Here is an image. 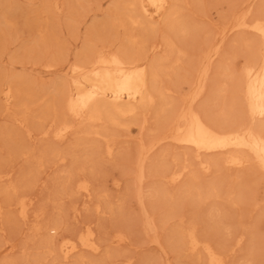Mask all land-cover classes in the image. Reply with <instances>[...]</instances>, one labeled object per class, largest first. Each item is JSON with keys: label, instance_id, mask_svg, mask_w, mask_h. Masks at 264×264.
<instances>
[{"label": "rangeland", "instance_id": "rangeland-1", "mask_svg": "<svg viewBox=\"0 0 264 264\" xmlns=\"http://www.w3.org/2000/svg\"><path fill=\"white\" fill-rule=\"evenodd\" d=\"M129 1L0 0V88L13 91L10 105L0 91V264H205L202 252L181 241L189 229L225 253L227 264H264V178L254 165L205 171L200 159L219 152L200 158L195 149L167 140L148 156L141 185L136 173L141 144L161 136L166 117L193 91L199 56L249 1L180 0L187 30L178 32L163 22L156 30L130 26L120 9ZM250 8L254 18L264 16V0ZM249 31L229 33L211 70L217 97L208 112L229 125L245 121L235 84L257 52L259 36ZM130 34L138 43L128 41ZM109 49L148 61L157 57L156 85L164 98L135 116H118L116 126L77 121L60 103V92L71 87L67 71ZM62 120L76 125L67 138L41 132ZM91 129L101 134L87 133ZM184 166L186 176L169 183L168 173ZM144 210L157 219L158 232L145 230ZM86 227L101 250L65 259L62 239Z\"/></svg>", "mask_w": 264, "mask_h": 264}, {"label": "bare ground", "instance_id": "bare-ground-1", "mask_svg": "<svg viewBox=\"0 0 264 264\" xmlns=\"http://www.w3.org/2000/svg\"><path fill=\"white\" fill-rule=\"evenodd\" d=\"M248 1V6H246L249 9L243 14L236 15L234 19L231 18V20L233 19L232 22L230 17L233 15H230L229 21L232 24L224 27L220 32L218 31L219 37L217 36L211 44L208 43V48H205L206 50H203L204 52L199 56L201 61L200 66L197 68V74H195L193 91L188 96L182 97L181 102L176 103L177 106L174 107L173 112L166 117L163 126L161 125V136L150 145L141 144L140 152H138V170H136L137 178L140 182L139 185L146 177L145 169L148 156L158 145L167 140L174 141L183 147L195 149L196 157L203 156L204 153L219 152L221 157L215 159L200 157L203 158L199 161L200 166L205 171H209L212 167L215 168L221 164L232 168L237 167L238 169L244 167L242 170H245L252 164L254 168L258 169L257 171L261 172L262 178H264V16L255 15L257 17L254 18L252 15L253 9L250 8L254 0ZM179 2L180 0H132L123 5L121 4L120 9L122 10L123 18H126L132 27L143 26L150 28V30H156L157 22H159V24L169 27V30L178 32L186 29L180 23ZM237 11L236 13L240 12L239 10ZM250 14L252 18L249 16ZM242 29L254 32V34L259 36V39L256 43L257 52L253 60L244 67L238 77L237 84H235L239 96L238 100L241 102L240 113L247 120L242 118L245 121L239 120V122L242 121L240 125H229L222 119L211 115V112H208L209 106L212 105L211 101L216 96V78L215 75H212L211 70L216 58L221 54L225 39L229 33L233 34V31L236 30L237 32V30ZM138 39V35L135 34L128 36V41L132 44L138 43ZM140 45L145 48L144 43ZM167 45L169 50L174 51V45L171 42H167ZM152 48L155 51L159 46L155 45ZM130 53L124 50H101L89 54L81 62L78 61L79 64L71 66L67 71V75L71 80V87L67 91L60 92V103L63 110L71 114L77 121L83 123L86 121L105 122L106 126L107 123L116 126L119 121V119L117 121L118 116H135L142 113L141 110L143 108L152 105L157 98H164V91L156 85L161 61L157 57L148 61L140 57L130 56ZM0 91L3 93L7 104L10 105L13 96L11 88L1 87ZM228 109L230 110V108ZM237 109L239 110V108ZM75 128L76 125L73 122L62 120L49 127H44L41 132L45 135L52 133L58 139L63 140ZM87 133L101 134L92 129L87 130ZM111 146L107 145L109 153H111ZM196 157L194 154V158ZM187 170L188 167L184 166L170 175L168 173L167 177H170L169 183L175 184L183 179ZM79 188L90 194V186L87 183L79 184ZM84 195H86L85 192ZM27 210L25 209V204H23L24 213ZM148 211L144 210L145 230L158 232L156 231L157 229L159 230V228L156 229L157 219L155 220ZM81 232L75 237L62 239L59 250L65 259L72 258L75 254L78 255V252L80 250L83 251V249H88L92 252L99 251L101 245L97 242L98 239L96 240L95 238V231L93 232L88 228L86 232ZM119 234L116 237L118 241H124L125 236ZM145 234L147 235V232ZM201 238L195 229H189L181 233V241L187 245L191 252L199 251L205 255V264H227L225 253L217 250L213 247V244L203 241ZM160 239L162 238L160 237ZM161 249L163 248L161 247Z\"/></svg>", "mask_w": 264, "mask_h": 264}]
</instances>
